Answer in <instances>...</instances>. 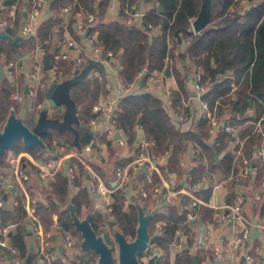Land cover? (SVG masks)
Returning <instances> with one entry per match:
<instances>
[{
    "label": "trees",
    "instance_id": "obj_1",
    "mask_svg": "<svg viewBox=\"0 0 264 264\" xmlns=\"http://www.w3.org/2000/svg\"><path fill=\"white\" fill-rule=\"evenodd\" d=\"M121 10L125 6L136 2L137 0H120ZM201 0H144L145 3L151 5L150 11L142 18V26L150 22L154 26H159L160 34H152L150 31L140 26L128 27L120 21H106L104 14L108 0H100L95 5L92 0H51V8L68 5L72 13L82 10L83 12L93 13L96 22L92 30L97 31V38L105 50H113L117 52L122 49L120 77L125 85H129L135 79L137 72L143 67L149 70H158L163 72L169 64L167 61L180 60L184 61L186 56L191 57L193 63L201 65L208 76L210 82L214 86L208 90L206 99L210 108L216 98L222 101L230 99L232 105L230 111L232 114H241L247 107H252L257 114L264 110V0H256L249 8L241 11L245 4L234 0H212L210 8V17L199 32L191 33L187 31L188 19L195 17L198 13ZM251 0H247L250 4ZM162 7V11L157 10V6ZM19 4L18 9H20ZM21 11V10H20ZM57 19H49L41 22L36 29V39L42 41L50 38L52 28L57 23ZM17 23V22H15ZM17 25V24H16ZM60 26L56 28L60 31ZM12 38L15 37L14 29L7 28L5 30ZM60 34V33H58ZM177 34V35H176ZM181 40L187 38L188 45L184 51H179L177 37ZM167 37L172 39V45L167 44ZM33 37H29L24 43H28V47L32 48L31 42ZM48 49V46H44ZM18 47L12 46L9 41L0 39V65L1 57L9 58L10 55L17 50ZM177 51L175 52V50ZM70 65L61 63L60 68L63 73H68ZM250 68L248 74L237 85V88L231 92L227 81H216L218 75L225 71H232L236 74L244 72ZM221 70V72H220ZM177 84L180 91H185L183 79L179 77V73L174 68ZM136 83L138 80L135 81ZM144 83V80H142ZM12 87L4 79H0V124L7 118L11 110L18 111V105L10 98ZM103 88L97 79L82 80L71 88V97L76 106L78 116L86 119L91 116L89 114L91 106L95 100V96L102 92ZM180 91H174V101L180 99ZM41 93V92H40ZM39 93V94H40ZM115 124L123 130L128 137L129 143H134L137 130L136 126L140 125L143 134L153 141V148L156 151L164 149L170 150V155L166 159L168 169H175L178 156L186 150L188 141L197 142L200 147V155L197 158L198 166L203 169V156L208 159L210 165H218L223 171L227 172L232 157L225 154L220 160H216L215 155L219 154L221 148L212 143V140L204 141L207 138L206 122L203 120L199 127L191 132H180L175 127L171 117L167 114L165 106L157 96L143 92L131 93L124 95L118 102L114 115ZM140 119L139 122L137 120ZM244 131L243 134H248ZM55 137V138H54ZM224 135L218 138L221 140ZM217 138V140H218ZM44 146L41 148L35 146L26 149L20 140L14 142L5 150L1 161H5V156L11 152L14 154L22 151H28L37 156L46 148L53 145V140L66 142L69 146H82L93 142V134L88 128H79L77 134L70 131H48L41 135ZM257 140L256 134H249L246 138L245 151L248 153L252 145ZM73 163V160H69ZM79 177L76 176L73 184L80 183V177L84 174L83 168L78 165ZM180 173V169H175ZM199 167L197 168V171ZM196 171V172H197ZM200 171H198L199 173ZM52 197H49L47 203H41L36 206L35 212L39 216L42 229L49 230L51 225V213H58V222L62 230L77 231L73 224V217L69 211L68 205H72L74 213L77 217H81L83 208H91V195L86 188L79 189L74 195H70L69 181L61 172H57L50 182ZM125 192L118 188L111 194L109 215L114 224H110L111 229L118 230L128 240L135 237L137 227V208L136 204L123 209V199ZM256 206L260 207V212L264 214V200L256 202ZM189 205L187 209L191 210ZM195 210L203 214L211 216V211L204 205L194 207ZM193 211V210H192ZM89 223L93 230L100 234L103 224L108 221L104 219L103 214L99 212L89 213ZM24 217V210L20 205L16 207L13 222L16 223L14 231L10 235L11 244L14 245L19 252L21 261L26 257L28 249L24 240V232L20 222ZM185 219V210H182L176 204L164 206L161 210L151 218L148 224V230L154 236L153 242L156 246L162 248L165 252L163 258L157 264H167L165 259L169 249V243L174 238L177 230H183L182 225ZM156 222H160V226H155ZM93 253V252H92ZM94 254V253H93ZM195 256L198 262L201 257L198 253L193 254L189 249H183L180 256L175 259L172 264H193L192 256ZM95 255H88L76 261L77 264H89L94 262ZM33 257L29 256L26 264H32ZM51 264H62L59 260L51 261ZM73 264V262H72ZM254 264V263H253Z\"/></svg>",
    "mask_w": 264,
    "mask_h": 264
},
{
    "label": "crops",
    "instance_id": "obj_2",
    "mask_svg": "<svg viewBox=\"0 0 264 264\" xmlns=\"http://www.w3.org/2000/svg\"><path fill=\"white\" fill-rule=\"evenodd\" d=\"M120 2L121 1L119 0V9L121 10ZM137 2L140 3L143 7L149 8V4L145 3L144 0H137ZM50 5H51V0H48L47 7L45 6L43 11L41 22H46L47 20L53 18L57 19L56 14L58 13L59 8L58 9L51 8ZM78 12H81V14L83 13L81 10ZM110 13H111L110 11H105L104 19L106 21H116L115 20L116 14L118 15L119 11H116V13L113 12L112 14ZM58 26L59 25L57 22L52 28V32L50 33L51 34L50 38L48 39L45 38L48 41L46 43L48 49L46 51V49L43 46L42 55H41L42 60H43V55H45L50 49L54 48L58 43H61L66 38H72L76 44L73 47H71V51L78 52L86 60V63L83 61L82 63L79 64L78 66L79 74H84L86 69L91 66L92 69L98 70L100 72V76L91 79L99 80L103 88V91L99 92L95 96V100L89 112V114H91L89 118L86 119L79 118L78 116L79 114L76 110L78 121L77 123L73 124L74 128L76 129V134L78 133L79 128H83L79 126V123L83 122L85 126H87L84 128H88L93 134V139L96 140L93 142L95 143V146H92L91 144L92 150L90 151L88 156L84 158L86 165L77 162V160L74 159L73 157L68 159L65 158L62 161V167L58 169L57 172H61L62 174L65 175V169L63 165H75L77 171L78 168H80L78 165H80L83 168L84 174L79 179L80 183L76 185L79 186L78 190L81 188H86L88 190L89 194L91 195V208L89 210L83 208L81 211V217H84L86 214L93 212H99L103 214L105 221L107 220L108 222L107 223L105 222V224H103L102 228L100 229V234H102L104 239L109 244H114V239L112 234L114 229H111L109 226V221H111V216L109 215V213L107 217H105L104 215V213H107L106 200L110 199L111 201L112 193L102 196L96 192H93L89 189L88 182L91 179V175L95 173L98 175L101 182L105 184V186H107L108 188H112L114 186V165L118 162L126 163L129 160V157L134 151L133 146L136 143V140L138 139L140 132L139 130L142 131V129L140 125L136 126L137 134L134 143H129L128 137L125 135L123 130H121L122 134L126 136V145L120 146L117 145L116 142L112 141L106 134H104V132H101L102 129L106 127L107 122L100 115H98V121L94 124V126L88 125V121L95 116L94 112L92 111L93 105L102 99H106V97H108L109 95V91L106 88L107 82H111L115 86V88L119 90V92L123 91L124 87L122 86L123 85L121 82L122 79L119 73L121 69V61L118 64L114 62H107L106 57H103L102 58L103 60L101 58L99 59L95 57L94 55H92L90 47L84 42L83 38L80 36V34H78L77 30L73 25L69 26L67 30H64L60 27L61 28L60 31L56 30ZM11 29H14L15 36H17L18 26H14ZM35 41L36 39L33 37V41L31 42V44L34 43ZM26 44L24 43V40L20 42L19 46H17L18 49L15 50L8 58L13 60L21 59L24 65L23 68L14 69L13 77L4 78V79L12 87L10 94L14 91H19L24 96L23 93L26 86L35 88L36 90L35 96L37 97L41 92V97L38 99L35 98V100L41 102V104L43 105L44 102L46 101V97H45L46 88L50 84L44 78L46 76L47 70L43 69V71L39 72L37 74V78H30L28 76V73L31 70V66L27 63V61L24 58V53L27 50ZM178 44H180V47L182 46L181 41L178 42ZM121 50L122 49H119L116 52L119 58H121V54H122ZM1 60H3L2 57ZM61 63H66L70 65L68 73L64 74L62 72L63 69L60 68V70L64 74L65 80L71 79L73 71L75 67H77L74 64V61L65 60L62 61ZM167 63L169 64V66L166 67L167 68L166 74H163L161 85L163 87H169L172 89L173 102L170 105V108L165 107L166 112L168 115H171L172 112L184 113L187 117H189V122H187L188 125H186L184 128L193 126V128L196 130L199 127V123L197 124L193 123V118H195L194 114L197 110H199V106L196 107L194 112V108L192 109L185 105L189 94L187 92V89L183 92L179 90V86L177 84L176 75L174 71L175 68L176 72L179 73V77L182 78V75L186 70L187 64L189 62L187 59L184 61H180L176 59L175 61H173V63L171 61H167ZM82 80L84 79H81L80 81ZM184 87L186 88L185 84ZM134 88L135 87H133V89ZM146 88L147 87L145 82L142 83L141 80L139 81L136 88L137 90L134 93L145 92ZM175 90L180 91L179 94L180 99H178L176 102L173 99ZM207 93L208 92H206L204 96L202 95L204 99H206ZM215 100H219V99H215ZM21 103L22 101L19 103H15L19 106L18 109L20 108ZM30 104H31V100L29 99V102L27 104V111L28 109L30 110ZM194 104L197 105L198 102L195 101ZM59 109L61 111V115L60 116L57 114L55 115L61 119L62 118L61 116L63 114V106H58L57 108L54 109V112H57ZM49 110L53 112L52 109ZM212 110H214L217 116H219L222 113L220 106H215V107L213 106ZM173 124L175 127H178V130L180 132H191V130L182 131V129L179 128L180 124L178 125L177 123H174V121ZM72 133L74 134V132ZM145 138L147 140H150L146 136ZM217 138L218 136H216L215 139L213 138L208 139L207 137L204 138V141L212 140V143H214L216 146L221 148L219 154L215 155L216 160H220L225 155L224 154L225 146L223 144L225 137H223L221 140L219 138L217 140ZM58 142L60 141H56V139H54L52 147L42 150V152L37 156L33 155V153L28 151H22L17 154L9 152L5 156V161L0 160V200L3 203L2 208L0 210V220L1 223L7 228L6 236L3 237V239L6 242V246H0V264H11L9 261L8 246H14L11 244L10 235L16 227V223L13 222L12 220L13 218H11L12 216H14L16 207L19 205V204H15L16 199L19 200L20 205L24 210L23 220L19 224H21V227L23 228L24 240L26 242V247L28 249V252H30V256L33 257L32 264H36L35 262L37 260V257L40 256L43 252L48 255L49 258L48 264H51V261L56 260L55 258L59 254L65 255L69 258V260H71L70 256L75 252H77L78 250L76 248L81 247L80 242L82 240V237L79 231H75V234H77L78 237L77 244L72 248H68L67 246L64 245V242L62 240V236H61L62 229L60 228V225L58 226V228H52L51 225L53 223V219L51 218L52 222L49 230L44 231L42 229L39 216L36 214V212L34 213L39 223V228H38V231L40 232V235H38L39 238H37L34 235V233H32L31 226L33 225V220L31 218L33 213L30 210H28L27 207L25 206V202L22 199V196L20 195L21 189L17 185V181L14 176V169L17 165L21 166L22 168H25L29 173V178L26 181H23V185L30 192L37 195L39 199L37 205H40L41 203H47L48 198L52 197L50 182L52 181L54 176L45 179H40L38 177V165L41 163L42 160H44V157L47 156H50V158L54 159L56 163H59L57 162L59 159L57 147L61 143ZM63 143L67 145V150L69 153L74 150H80L82 149L83 146L86 145L84 144L82 146H77L75 144V146L72 147L69 146V144L66 142ZM195 145L198 146V143L188 141L186 144L185 152L178 156V160L176 164V166L178 167H175V169L179 168L180 173L177 172V170L175 169H170V168L168 169L167 161L160 163L158 165L157 170L152 171V173L151 170H148L147 168H143V167L129 168V172L131 176L127 184V187L125 189V200L128 201V204L123 205V209L128 210V207L130 205L138 204V203L143 208L144 201L147 200V202L150 204V207L145 209V212H148L154 206V204L161 196V194L167 192L170 187H173V189L177 191V196L182 199L180 202L179 209L182 210V206H183L185 210V219L182 222L184 228L183 230L182 229L177 230L174 235L175 237L177 233L181 232V234L184 236L183 247L179 251L180 254L183 251V249L188 248L191 253L193 254L198 253L200 255L201 261L199 262V264L215 262L218 258L220 259L219 264H244L245 261L244 258H242L243 253L248 252L249 254H251L254 264H264V214L260 212V207L255 205L256 202H261L264 200V167L259 166V169L249 177V183H248V186L250 185L252 192H258L260 195H262L261 200L256 202H251L249 201V197L247 195V200H245L242 205L243 212L247 215V217L250 218V220L254 224L253 226H251L250 239L245 246H235V247L230 246V243L235 233L233 224L230 221L218 220V214L221 211L226 212L227 210H225L222 207L213 208L206 204H215L218 202H222L225 198L227 201H231L232 196L229 194L231 193L233 185L229 184L227 186V189L229 190L228 194L225 188L218 190L214 193L212 192L211 189L212 179L213 178L219 179L223 175H226L227 172H223L218 167V165L217 166L210 165L209 168L208 167L209 162L207 161L208 159H206L204 156L202 160L203 169L200 167V165L198 166L197 157H195L192 154ZM152 149L153 151H156L154 150V148ZM244 152L246 153L245 148H244ZM251 152H252V148L248 153H246V155L250 156ZM69 160H73L74 162L71 163L69 162ZM198 167H199L198 171H200L199 173L197 171ZM79 174L77 172L76 179L79 177ZM151 174H152V182L156 185H159L160 187V193L158 195H150L148 196V198L142 199V197L140 196V189L142 187L148 188L151 185L150 181H148L147 179ZM6 183L11 184L12 186L8 187L6 186ZM69 192L70 195H74L76 193L75 190L73 189V182L71 183L70 181H69ZM193 201H195L194 205H192ZM188 205L192 207L191 210L187 209ZM199 205L206 206L207 209L211 211V216L210 217L208 215L206 216V214H203L202 212H199L198 210L194 209V207H197ZM254 229L257 230V233L255 234H253ZM48 233L49 235H47ZM215 247L218 248V252L222 253L221 256L214 253L212 254V252H214L213 250ZM161 252H165V251L161 248ZM166 252H168L167 257L164 258L166 262L176 259L177 251L173 246H169V249ZM78 253L82 258H85L88 255L90 256L95 255L92 253V251L82 252V250H80Z\"/></svg>",
    "mask_w": 264,
    "mask_h": 264
},
{
    "label": "built area",
    "instance_id": "obj_3",
    "mask_svg": "<svg viewBox=\"0 0 264 264\" xmlns=\"http://www.w3.org/2000/svg\"><path fill=\"white\" fill-rule=\"evenodd\" d=\"M47 1L48 0H0V31H5L7 28L18 26L17 36L20 37L21 42L23 40H27L29 37H34L36 39V29L41 22L44 8L45 6L47 7ZM92 1L96 5L100 0ZM19 4H21L20 9H18ZM150 8L151 5H149V8H146L137 1L130 4L128 7L125 6L122 10L119 9V0H108L106 5V11H110V14L119 11V14H116L115 20L120 21L125 26H140L141 28L144 27L145 30L150 31L152 34H160L161 31L159 26H154L150 22H147L144 26H142V18L147 12L150 11ZM56 17L58 19V25L62 29L67 30V28L72 25L75 27L78 34H80L84 42L90 47L92 55L99 59L106 57L107 62L119 64L120 58L117 56L116 52L108 49L105 50L97 38V31L95 29L92 30L96 22L95 15L93 13L83 12L81 14V12L78 11L76 13H72L70 7L65 5L59 7ZM194 18L195 17H191L188 19L187 31L191 33H196L192 25ZM180 41L182 42V46L180 47L179 51H184L189 43V40L184 38L183 40L180 39ZM47 42V39L42 41L36 39V41L32 43V48L28 47L29 49H27L24 53L25 60L31 66V70L28 73L30 78H37V74L43 71V61L41 55L43 46H45ZM75 44L76 43L72 38H66L48 51L50 58V68L47 70L46 76L44 77L48 83L54 82L56 84H60L65 80L64 74L60 70V63L62 61L73 60L75 66L77 67L83 61L86 63V60L82 55L76 51H71V47H73ZM167 44L169 47L172 45V39L170 37H167ZM26 45L28 46V43ZM187 60L189 63L187 64V68L182 75L183 82L186 85V89L189 94L185 105L192 109L194 108V112L196 107L199 106V110H197L194 114L195 118H193V123L200 124L203 120H205L208 139H215L216 136L219 137L220 135H224V154H229L232 157L227 174L223 175L219 179L213 178L211 182V189L213 193L225 188L228 194L229 190L227 189V186L229 184L233 185L231 193L229 194L232 196V200L227 201L225 198L222 202L206 205H209L213 208L222 207L227 210L226 212L221 211L218 214V220L230 221L233 224L235 233L230 246H245L250 239L251 226L254 224L243 212V202L247 200V195L249 197V201L251 202L261 200L262 196L258 192H252L250 185L248 186V183L249 177L259 169V166L264 167V110L261 111L260 114H257V112L249 106L241 114H232L230 111V107L232 105L230 99L228 98L226 101H222L221 98H216L219 100H215L213 106H220L222 112L219 116H217L214 110H212L213 107L210 108L208 101L202 97V95L208 92L210 89V77L201 65L193 63L191 57L188 56ZM2 64L6 78H12L14 69H22L24 66L21 59L13 60L7 58L3 60ZM249 70L250 68H247L240 74V76L239 74H236L232 71H225L218 75L216 81H227L231 92H233L237 88L238 83L248 74ZM98 76H100V72L96 69H92V66L87 68L84 74H79L80 80H88ZM71 77L74 78L75 75L72 74ZM162 79L163 72L158 70H149L148 68L143 67L137 72L134 81L129 85H125V83L121 81L123 84L122 86L124 87L122 92H119V90L115 88L111 82H107L106 88L109 91V95L106 97V99H102L93 105L92 111L94 112L95 116L88 121V125L94 126V124L98 121V115H100L107 122L106 127H104L101 132H104V134H106L112 141L116 142L117 145H126V136L122 134L121 129L116 126L114 119L119 100L124 95L131 93L134 94V92L137 90L136 88L139 81L144 80L147 87L145 92L157 96L161 99L163 105L166 108H170V105L173 102V92L171 88L163 87L161 85ZM136 80H138L137 83L135 82ZM26 87L28 88L26 95L28 102L29 99L31 100L30 113H38V111H40L42 108V104L41 102L35 100L36 90L30 86ZM133 87L135 88L133 89ZM24 96L19 91H14L10 94V99L14 103H19L23 100ZM195 101L198 102L197 105L194 104ZM48 113L50 115L53 114V112L50 110ZM169 116L171 117L172 121H174V123H177L178 125L180 124L179 128L182 129V131L195 130L193 126L184 128L186 125H188L187 122H189V117H187L184 113L172 112ZM139 131L138 139L133 146L134 151L129 157V160L126 163L118 162L114 165V186L112 188H108L104 183L101 182L98 175L93 173L91 175L90 181L88 182V187L91 191L102 196L108 195L118 188L123 189L125 192L131 176L129 168L143 167L151 170L152 173V171L157 170L160 163L166 161L170 155V150L164 149L162 151H153V142L147 140L142 131ZM244 131L249 132L248 134H243ZM116 133H118V137H115ZM249 134H256L257 140L252 145L251 155L247 156L244 152V148L246 138ZM94 141L96 140H93V142ZM91 144L92 142L87 143L82 147V149L74 150L70 153L67 150L66 144H59L57 147L59 156L57 162L59 163H56L54 159L50 158V156L44 157V160H42L38 165V177L40 179H45L54 176L57 170L62 167V161L65 158L68 159L73 157L77 160V162L86 165L84 158L87 157L92 150ZM192 154L198 158L200 155V147L195 145ZM63 166L65 169V175L72 183L78 172L75 165ZM14 176L16 178L17 185L21 189L20 195L25 202V206L33 213L31 218L33 220L31 231L37 238H39V223L34 213L39 199L37 195L30 192L23 185V181H26L29 178V173L25 168L17 165L14 169ZM147 179L150 181L151 185L148 188L142 187L140 189V196L142 199L148 198L150 195H158L160 193L159 185H156L152 182V174ZM6 186L10 187L12 185L6 183ZM78 188V185L73 184V189L75 192L78 190ZM161 197L163 199L164 206L173 204L180 206V202L182 200L177 196V191H175L173 187H170L167 192L162 193ZM110 202V199L106 200L107 214L111 210ZM15 204H19V200L16 199ZM127 204L128 201L125 200L124 197L123 205ZM194 204L195 201L192 202V205ZM2 205L3 203L0 200V210ZM164 206L162 208H164ZM51 218L53 219V223L51 225L52 228H58V213L56 211L52 212ZM155 225L159 227L160 223L157 222ZM6 231L7 228L1 223L0 220V246H6V242L3 239V237L6 236ZM47 235H49V233ZM61 236L64 245L68 248H72L77 244L78 237L75 232L70 230H62ZM183 241L184 236L180 232L177 233L169 243V246H173L177 251L176 258L180 256L179 251L183 247ZM149 246L152 248L151 251L157 254L155 260V264H157V259L163 258V252H161V248L156 246L154 242L149 243ZM8 249L10 263L21 264L22 261L19 257L18 249L15 246H8ZM213 251L214 252H212V254L214 253L220 256L222 255L221 252H218L217 247H215ZM152 252H150V254L147 256L153 254ZM243 256L245 261L244 264L253 263L251 254L244 252ZM55 259L59 260L62 264H71L69 258L65 255L59 254ZM143 260H145V256L143 257ZM48 262V255L43 252L37 257L35 263L48 264Z\"/></svg>",
    "mask_w": 264,
    "mask_h": 264
},
{
    "label": "water",
    "instance_id": "obj_4",
    "mask_svg": "<svg viewBox=\"0 0 264 264\" xmlns=\"http://www.w3.org/2000/svg\"><path fill=\"white\" fill-rule=\"evenodd\" d=\"M212 0H201L200 7L197 15L193 20V28L195 32H199L206 25L210 17V8ZM159 12L162 11L160 5L157 6ZM24 13V12H22ZM177 35V34H176ZM0 38L10 42L12 46H19L21 40L19 36L12 38L5 31H0ZM180 42V37H177ZM49 53L43 55V69L48 70L50 68ZM167 68L163 70V74H166ZM221 72V70H220ZM74 78L64 80L60 84L51 82L46 88V101L42 105L39 113H30L27 111V91L25 87V97L22 100L18 111L11 110L5 121L0 124V156L3 155L6 149H8L17 140L21 141V144L26 149H31L35 146L43 147V141L41 135L48 131H72L76 134V129L73 124L77 123L78 118L76 114V106L71 97V88L80 81L79 69L76 67L73 71ZM6 78L4 73L3 64L0 65V79ZM215 82L211 84L214 86ZM205 94H203L204 96ZM58 106H63V114L60 119L55 115L54 109ZM49 109L53 110V114L50 115ZM140 119L137 120L139 122ZM80 127H87L83 122L79 123ZM118 137V133L115 134ZM92 146L95 143L92 142ZM164 206L163 199L160 196L154 206L145 212L142 206L138 203L137 208V227L135 237L132 240H128L118 230L113 231L114 244H109L102 234H97L89 223L90 214H86L84 217L79 218L75 215L72 205H68L69 211L73 217V224L77 231L81 234L82 240L80 246L83 250H90L96 255L94 262L89 264H155L157 254L151 252L149 243L153 242L154 236L149 233L148 224L153 216H155L161 208ZM105 217L108 216L104 213ZM110 224H114V221H109ZM257 233V230H253V234ZM137 252H142L143 257L138 259ZM30 256V252L27 253L21 264H26L27 259ZM141 256V257H142ZM147 256V257H146ZM244 256H242L243 258ZM193 264H199L195 256H192ZM218 258L215 262H208L206 264H219ZM73 264H77L73 262Z\"/></svg>",
    "mask_w": 264,
    "mask_h": 264
},
{
    "label": "rangeland",
    "instance_id": "obj_5",
    "mask_svg": "<svg viewBox=\"0 0 264 264\" xmlns=\"http://www.w3.org/2000/svg\"><path fill=\"white\" fill-rule=\"evenodd\" d=\"M234 1H239V3H243V4H245V6H243V8L242 9H240L241 11H244L245 9H247V8H249V6L251 5V4H253L254 2H256V0H251L250 1V4H247V0H234ZM5 30H7V29H5ZM1 39V38H0ZM26 44V43H25ZM27 49H28V46H27ZM177 51V49L175 50V52ZM188 58V56H186V58L184 59V60H186ZM2 59L4 60V59H7V58H4V57H2ZM2 60V61H3ZM41 97V93L39 94V96L37 97L36 96V99H38V98H40ZM9 98H10V95H9ZM28 111L30 112V110L28 109ZM55 114H57V115H61V111H60V109L57 111V112H55ZM148 207H150V204L147 202V200L146 201H144V205H143V210L145 211V209H147ZM53 212H55V211H53ZM77 247V246H76ZM81 248V247H80ZM79 247H77L76 249H78L77 250V252H75L74 254H72L71 256H70V261L71 262H76V261H78V260H80L82 257H80V255H79V251L80 250H82V252H87V251H90V250H83V249H80ZM151 250H152V248H151ZM142 252H137V256H138V259H140V258H142L143 259V257H141L142 255H144V253L143 254H141ZM153 253V252H152ZM164 253V252H163ZM140 257V258H139ZM94 258H95V256H94ZM161 259H157V262H159ZM175 260H170V261H167L166 263L167 264H172L173 262H174Z\"/></svg>",
    "mask_w": 264,
    "mask_h": 264
}]
</instances>
